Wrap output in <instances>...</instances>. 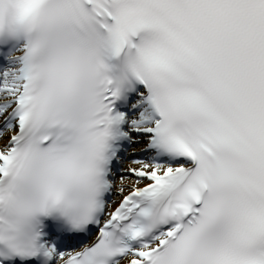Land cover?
Listing matches in <instances>:
<instances>
[{
	"label": "bare ground",
	"instance_id": "1",
	"mask_svg": "<svg viewBox=\"0 0 264 264\" xmlns=\"http://www.w3.org/2000/svg\"><path fill=\"white\" fill-rule=\"evenodd\" d=\"M14 94L11 92H4L0 96V104L5 103L8 101ZM140 119L141 122L138 126V129L142 131V136L136 137L135 140H141L145 137V130L150 129V125H146L144 122L147 120V112L141 110L140 111ZM6 115H4L5 117ZM137 119V118H132ZM17 134L16 128L14 126L6 128L4 131L1 132L0 135V152H5L10 148V143L12 138H14ZM144 147V146H143ZM142 148L141 146L137 149ZM134 150H130V152H133ZM131 156V155H129ZM132 157V156H131ZM147 158V157H146ZM145 158V160H139L136 158H133L127 161V165L124 168L126 172H131L132 175H128L127 177H119L116 179V187H115V194L113 197H117V194L120 192L122 194H125L127 192H130L133 188H137L143 185H146L150 183L151 179H153L155 176L164 173L167 170H171L173 168H176L180 165H171V164H165L163 166H155L150 161H148ZM150 179V180H149ZM81 248H78L77 250H80ZM75 250V251H77ZM138 258L136 256L128 255L126 258H124L123 261H121L119 264H128L130 260H137Z\"/></svg>",
	"mask_w": 264,
	"mask_h": 264
},
{
	"label": "rangeland",
	"instance_id": "2",
	"mask_svg": "<svg viewBox=\"0 0 264 264\" xmlns=\"http://www.w3.org/2000/svg\"><path fill=\"white\" fill-rule=\"evenodd\" d=\"M126 165H127V163H126V164L124 163L122 173H123V175H125V176L127 177L128 175H132V173H131V172H126V171L124 170V168L126 167Z\"/></svg>",
	"mask_w": 264,
	"mask_h": 264
}]
</instances>
